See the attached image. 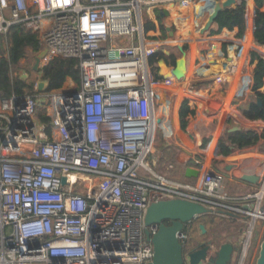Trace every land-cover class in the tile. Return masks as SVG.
<instances>
[{
    "label": "built area",
    "instance_id": "1",
    "mask_svg": "<svg viewBox=\"0 0 264 264\" xmlns=\"http://www.w3.org/2000/svg\"><path fill=\"white\" fill-rule=\"evenodd\" d=\"M171 2L191 5L0 0V34L21 24L38 35L44 51L39 66L52 57H74L79 71L74 89L0 97V264H146L153 250L145 238V210L172 197L242 220L231 264H245L254 224L264 223V167L250 189L236 194L212 164L214 142L191 156L193 179L161 173L152 156L155 133L174 132L161 88L179 80L154 77L148 57L171 39L147 35L144 11ZM236 42L241 58L251 50L264 58L262 44ZM233 70L223 60L215 79L222 82ZM179 239L184 243V232Z\"/></svg>",
    "mask_w": 264,
    "mask_h": 264
},
{
    "label": "crops",
    "instance_id": "2",
    "mask_svg": "<svg viewBox=\"0 0 264 264\" xmlns=\"http://www.w3.org/2000/svg\"><path fill=\"white\" fill-rule=\"evenodd\" d=\"M198 1L200 2L201 0H191V5L185 7L180 6L177 2H171L162 6L148 8L144 11L145 21L150 20L155 26L153 29L146 30L150 38H172L170 41L171 43L169 42L170 44L160 45L163 46L162 48L168 61H171L173 57L176 59L180 56V51L178 49L179 45H182L180 43L186 44L185 76L176 83L174 88L168 89L162 87L160 91L163 100L171 103L170 113L174 127L172 135L165 134L166 141L164 142H166V146H172L171 149L173 150L177 148L178 150L176 149V151L179 153V155L177 154L178 158L175 159L174 153L173 160H167V158H165L167 162L166 164H162L167 165L168 170L174 169L175 167L180 168V176L173 177L179 179H193L197 176V171L195 167L191 165V156L200 155V151L203 150L208 143L212 144L214 142L215 152L212 164L223 170L225 184L231 192L243 194L256 182L254 177L255 173L263 170L264 137H261L252 146L236 150L230 153L231 155H224L217 149V140L222 132L221 128L225 117L222 116L219 120L217 115H221L222 113L223 115H227L225 113L233 109L235 116L242 119L247 125L252 126V124H255L260 126L258 129L254 127H238L234 130L239 128H250L257 131L259 134L264 131V119H251L244 111L251 103H255L259 108H263L264 64L259 66L257 60L258 53L256 51H248L241 58L237 53L240 50L242 51V49L236 42L237 40L246 41V43L255 42L253 40L254 0H245V29L240 36L237 34V28L233 30H228L226 28L218 29L215 21L210 25L208 30L200 33V27L207 19L210 9L205 10L199 16V19H196L194 10L196 4L199 3ZM238 1L239 0H235V2ZM261 10H264V3L261 6ZM186 21H188V23ZM189 25L191 26V30ZM191 32H193L194 36H190ZM222 34L227 37V40L218 39V36ZM243 51H246V48L245 50L243 48ZM39 53L40 48L37 55ZM252 54H254L253 60L251 58ZM35 58L32 62V70L37 73L35 80H38L39 84L40 81L44 80L39 77L41 66L38 65L36 70L33 69ZM160 60L162 61L160 62ZM223 60H230L233 63L234 70L227 74L224 80L220 82L215 79V76L221 71ZM158 65V74L162 77L167 73L172 74L171 71L174 64L159 59ZM256 65L257 67L259 66L260 69H255ZM22 74H25V76H22ZM20 75L23 78L29 77L26 71H21ZM35 80L33 81L35 82ZM68 80L70 81L72 79L68 77L65 82H68ZM67 87L74 89L78 86L73 87L70 85ZM62 88H66V86L63 85L58 89ZM175 88L185 92V95L180 97V91L177 90V92ZM35 89L38 90L37 92L47 91L45 88L40 89L39 86ZM205 95L209 96L206 97ZM184 99L188 101L190 107L195 109V113L188 117L186 127L182 129L179 124L178 109ZM227 102L229 107L225 105ZM39 112L42 113V109L38 110V116ZM218 121L219 124H217ZM208 122L209 131H205L204 123L208 124ZM225 131L232 130L225 129ZM169 164H173V166L170 168ZM156 169L160 171L157 164ZM187 169H189L188 172L190 175L185 174ZM161 171H164L163 168ZM161 173L172 176L168 173ZM225 217L236 219L240 222L242 221L229 215ZM242 223L244 222L242 221ZM225 241L231 240H224L223 242ZM214 245H219V243Z\"/></svg>",
    "mask_w": 264,
    "mask_h": 264
},
{
    "label": "trees",
    "instance_id": "3",
    "mask_svg": "<svg viewBox=\"0 0 264 264\" xmlns=\"http://www.w3.org/2000/svg\"><path fill=\"white\" fill-rule=\"evenodd\" d=\"M264 0H254V18H253V40L264 45V10L261 6ZM218 29L226 28L233 30L237 28V34L240 36L245 29V0H239L221 10L215 19ZM155 26L150 20L144 23V30L153 29ZM6 47H2V42ZM160 46L153 54L148 57V63L155 78H162L158 74V60L174 64V57L168 61L167 56ZM40 48L38 35L36 32L26 29L21 24L11 25L4 34H0V97L15 94L35 93L38 90L34 88L32 79L21 77L22 60L32 54L33 60ZM186 49V44H183ZM30 52V53H28ZM28 53V54H27ZM254 59V54L251 56ZM28 70H32V62ZM77 59L74 57H52L40 67L39 77L45 81V90L61 88L65 80L70 77L79 82V71ZM259 66L264 64L263 60L258 61ZM258 66V67H259ZM16 71V72H15ZM257 75V74H256ZM263 108H259L255 103L248 105L244 111L251 119H264V95L262 96ZM195 113V109L190 107L188 101L184 99L178 109L179 124L185 129L188 117ZM39 117H43L39 112ZM261 137H264V131L260 134L250 128H239L232 131H224L217 140V149L224 155L230 154L236 150L254 145ZM168 147H172L169 146ZM174 157L167 158L173 160ZM209 215V214H208Z\"/></svg>",
    "mask_w": 264,
    "mask_h": 264
},
{
    "label": "water",
    "instance_id": "4",
    "mask_svg": "<svg viewBox=\"0 0 264 264\" xmlns=\"http://www.w3.org/2000/svg\"><path fill=\"white\" fill-rule=\"evenodd\" d=\"M234 3L235 0H201L196 4L194 10L196 19H199L205 10L210 9L199 32L203 33L208 30L215 21L217 14ZM178 49L180 56L175 59L171 72L177 80H180L185 76L186 53L182 45H179ZM43 55L44 51H40L36 56L33 69H37L38 62ZM45 84V81H40L38 86L40 89H44ZM188 171L189 169L186 170V175H190ZM61 181L64 183L65 178L61 177ZM210 212L200 203L177 197L150 202L145 210L143 221L145 238L151 242L153 254L151 260L146 264H229L233 260L237 245L229 241L215 246L211 252L209 249L212 244L209 241L188 252L183 251V243L179 239L183 224L198 215L209 214ZM226 214L235 216L233 213ZM198 224L205 231L203 223ZM150 228H154L155 231L151 233ZM254 264H264V233Z\"/></svg>",
    "mask_w": 264,
    "mask_h": 264
},
{
    "label": "rangeland",
    "instance_id": "5",
    "mask_svg": "<svg viewBox=\"0 0 264 264\" xmlns=\"http://www.w3.org/2000/svg\"><path fill=\"white\" fill-rule=\"evenodd\" d=\"M186 22L188 23V21H186ZM189 28L191 30L190 25H189ZM190 36H194L193 32L190 33ZM166 39L167 38H165L163 40H166ZM171 40H172V38H171ZM180 44L183 45V43H180ZM1 45H2V47H6L4 41L2 42ZM246 45H248V43H246ZM261 46L264 47V45H261ZM28 53H30V52H28ZM32 60H33L32 54H29L27 56V58L23 59L22 60L23 67L21 68V71H26L28 73L29 79L35 80L37 77V73L34 70H28V67H30V65H31L30 63ZM257 60L258 61L263 60V62H264V58L261 57L259 54H258ZM161 61L162 60H160V62ZM257 68L260 69L256 65L255 69H257ZM263 75H264V67H263ZM78 84H79V82H76L74 80H70V81L68 80V82H64L63 85H65L66 87L70 86V85H72L73 87H77ZM175 90L180 91V93H181L180 97L185 95V92H182L178 88H175ZM205 96L208 97L209 95H205ZM42 100H44V99L42 98ZM231 109H232V107H231ZM236 113H237V111H236ZM222 116H224L225 118H224V122H223V125L221 128V131H222L221 134L225 131V129L234 130L235 127H254L257 129L260 127V126L255 125V124H252V126L247 125L246 122H244L242 119H239L235 116L233 109L227 115H223V113L221 115H219V114L217 115L219 120L222 118ZM204 124H205L204 130L209 131V122H208V124L207 123H204ZM217 124H219V121ZM217 127H218V125H217ZM165 138H166V135L162 131H157L155 133L152 155L156 158V164L160 168V171L163 168L164 171H161V172L168 173L169 175L178 177V176H180V171H181L180 168L175 167L174 169L168 170L167 169L168 166L165 165L167 162L165 160V158H170L175 153V159H176V158H178V155H179L178 151H176L177 148H175L173 150V149H171V147L166 146V142H164V141H166ZM208 140H209V137H208ZM162 163H165V164H162ZM161 165H162V167H161ZM198 223H203L205 231H203V229L199 227ZM185 224H187V225L185 226L184 231L186 230L185 235L187 234V236H186V240L183 243V249H184L183 251L184 252L190 251L192 244H194V242L197 243V241L200 239H206L205 242L209 241V243H212V246H214V247L216 246L214 244H218V243L220 244V242L222 243L224 240H231L234 243V241L240 240L241 230L243 228H245V224L242 223V221L240 222L236 219H231L229 217H225V216H222L218 213H212V212H210L209 215L208 214L198 215L195 218L191 219L190 221L185 222ZM263 227H264V223L261 221H257L254 224V227L252 229V239H251V243H250V246L248 248V251H247V258L245 260V264H254L255 257L257 256L259 244H260V241H261L263 233H264ZM229 264H231V262Z\"/></svg>",
    "mask_w": 264,
    "mask_h": 264
},
{
    "label": "flooded vegetation",
    "instance_id": "6",
    "mask_svg": "<svg viewBox=\"0 0 264 264\" xmlns=\"http://www.w3.org/2000/svg\"><path fill=\"white\" fill-rule=\"evenodd\" d=\"M186 225H187V224H185V223L183 224V227H182V229H181V232L186 233V230L184 231V228H185ZM186 236H187V234H186ZM185 240H186V239H185ZM205 241H206V239H200V240L197 241V243L194 242V244H192V246H191V249L202 246L203 244L206 243ZM211 244H212V243H211ZM213 249H214V246H212V247L209 249V252H210V251H213Z\"/></svg>",
    "mask_w": 264,
    "mask_h": 264
},
{
    "label": "bare ground",
    "instance_id": "7",
    "mask_svg": "<svg viewBox=\"0 0 264 264\" xmlns=\"http://www.w3.org/2000/svg\"><path fill=\"white\" fill-rule=\"evenodd\" d=\"M264 228V227H263ZM230 242V241H229Z\"/></svg>",
    "mask_w": 264,
    "mask_h": 264
}]
</instances>
